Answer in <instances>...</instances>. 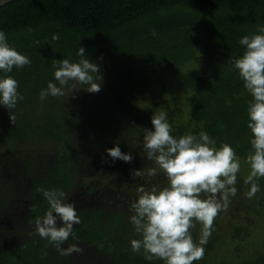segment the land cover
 Returning <instances> with one entry per match:
<instances>
[{
  "label": "rangeland",
  "instance_id": "1",
  "mask_svg": "<svg viewBox=\"0 0 264 264\" xmlns=\"http://www.w3.org/2000/svg\"><path fill=\"white\" fill-rule=\"evenodd\" d=\"M207 52L208 46L199 44L181 70L205 75L203 62ZM84 55L100 66L103 80L99 93H89L80 89L86 86L77 85L80 90L75 93L66 88L67 95L63 97L49 95L41 100L40 92L48 85L44 81L46 76L48 83L59 86L54 78V60L67 58L76 62L80 59L77 52L67 55L51 52L26 83L30 99L24 103L23 99L18 101L13 110L15 124L10 122L9 110L0 104V264H120L112 256L119 258L126 247L123 243L130 242L136 232L116 227L111 233L114 238L108 235L113 241L109 254L98 247L95 237L84 233L81 225L82 221H90L96 211L107 214L99 220L100 224L110 216L109 211L126 210L132 215L129 206L138 199L136 188L143 186L150 190L167 185V178L159 170L156 176L147 175L155 165L143 152L144 129H153L151 118L156 112L166 113L174 137L205 131L216 140L217 147L234 143L232 147L241 159L237 194L230 198L227 210L215 218L211 236L203 246L204 258L199 261L264 264V178L257 181L260 191L256 196L246 198L250 185L243 181L250 167L244 162L248 154L241 155L240 150L251 152L252 148L243 137H235L230 132L231 126L237 124L241 135L246 128L245 136L252 137L247 127V109L252 97L245 88L236 92L206 91L202 95L205 106L197 109L208 116L207 127L206 119L195 115L198 112L194 102L199 94L197 86L182 87L179 80L167 73L161 74L152 61L140 53L124 57L108 50ZM37 74L41 75L39 79ZM124 75L130 77L127 83ZM120 84L126 87L122 91L127 89L128 94L116 92L115 85ZM211 97L213 107L209 106ZM216 109L217 117L211 115ZM110 113L112 128L105 130L102 123ZM233 138L237 139L233 141ZM117 144L122 152L132 154L131 163L113 161L108 156L106 149ZM137 169L144 175L132 174ZM48 183L67 193L81 219L80 224L74 225L79 240L70 236L62 247L78 244L82 252L61 255L54 245L35 232L34 195L39 186ZM48 209L39 217L43 218ZM200 229L201 225L197 224L192 230L197 243ZM31 244L38 251L30 257L27 248ZM39 252L40 257H35Z\"/></svg>",
  "mask_w": 264,
  "mask_h": 264
},
{
  "label": "clouds",
  "instance_id": "2",
  "mask_svg": "<svg viewBox=\"0 0 264 264\" xmlns=\"http://www.w3.org/2000/svg\"><path fill=\"white\" fill-rule=\"evenodd\" d=\"M152 34L156 35L155 30ZM52 39L58 40V34ZM39 43L34 41V44ZM239 43L245 46V51L239 58H232L231 63L253 98L247 109L252 151L244 161L250 171L243 181L250 185L245 196L252 199L260 191L257 181L264 178V27L259 29V34L243 36ZM84 53L85 48L79 47L78 61L54 60V78L59 86L50 81L40 92L41 100L49 95L63 97L67 95L66 88L74 93L80 89L89 93L101 91L100 66ZM30 64L29 57L11 46L6 33L0 30V71L11 73L14 67L22 69ZM77 85L86 87L77 89ZM18 88V81L11 75L0 77V104L9 110L12 124H15L13 110L23 99ZM151 123L153 129H144L143 152L155 167L150 168L147 175L156 176L159 170L167 178V185L138 189V199L130 204L129 211L132 213L130 222L141 238L131 240V249L135 253L142 251L147 261L158 259L164 264H194L204 258L203 246L211 236L215 218L227 210L230 198L237 194L241 159L230 144L217 147L216 140L205 131L174 137L165 112L154 113ZM106 151L113 161L119 159L131 163L133 160L132 154L122 152L118 144ZM133 173L137 177L144 175L139 169ZM41 191L49 209L43 218H36V234L54 245L61 255L82 252L78 244L62 247L70 236L79 240L74 225L80 224L81 219L75 204L69 202L63 190ZM197 224L201 225L198 243L192 235Z\"/></svg>",
  "mask_w": 264,
  "mask_h": 264
},
{
  "label": "trees",
  "instance_id": "3",
  "mask_svg": "<svg viewBox=\"0 0 264 264\" xmlns=\"http://www.w3.org/2000/svg\"><path fill=\"white\" fill-rule=\"evenodd\" d=\"M261 27H264V0H16L0 7V30L6 33L11 46L29 57L31 64L22 69L14 67L11 73L0 71V77L11 75L18 81V91L24 103L30 99L26 83L31 80L33 72L40 70L51 52L67 55L84 47L85 53L113 50L124 57L140 53L152 61L161 74L164 72L179 80L182 87L197 86L199 94L195 98L198 101H194L197 109L205 106L202 95L206 91L236 92L244 88L231 60L239 58L245 51L240 39L245 35L259 34ZM153 30L156 35L152 34ZM54 34H58V40L52 39ZM34 41L40 43L34 44ZM201 43L208 46L203 62L205 75L183 72L184 61L192 57ZM40 77L37 74V78ZM123 78L126 83L130 81L129 76ZM44 81L48 84L47 76ZM115 86L117 93L128 94L127 89L122 91L125 86ZM211 99L209 106L213 107ZM197 111L195 115L204 117L208 127V116ZM211 115L217 117V109ZM110 116L113 115L107 114L108 119L102 123L105 130L112 128L113 117ZM238 131L237 124H233L230 132L235 137H243L250 146L252 137L245 136L247 129L243 128L242 135ZM240 152L241 155L249 154V149ZM54 187L48 183L37 188L34 219L49 208L41 189L52 190ZM109 212L110 216L103 224L99 220L107 214L96 211L90 221H82L81 227L84 233L96 238L100 249L111 254L113 230L117 227L134 232L135 229L126 210ZM140 238L138 233L133 237ZM123 245L126 247L119 258L112 256L120 264H164L158 259L147 261L142 251L133 252L131 241ZM27 249L30 257L38 251L32 244ZM41 254L34 256L39 258ZM194 264L208 263L195 261Z\"/></svg>",
  "mask_w": 264,
  "mask_h": 264
},
{
  "label": "water",
  "instance_id": "4",
  "mask_svg": "<svg viewBox=\"0 0 264 264\" xmlns=\"http://www.w3.org/2000/svg\"><path fill=\"white\" fill-rule=\"evenodd\" d=\"M16 0H0V7Z\"/></svg>",
  "mask_w": 264,
  "mask_h": 264
}]
</instances>
